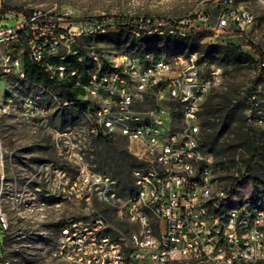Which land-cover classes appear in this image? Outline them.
I'll return each instance as SVG.
<instances>
[{"label":"built area","instance_id":"obj_1","mask_svg":"<svg viewBox=\"0 0 264 264\" xmlns=\"http://www.w3.org/2000/svg\"><path fill=\"white\" fill-rule=\"evenodd\" d=\"M229 2L215 31H245L252 17L230 10ZM4 8L0 0V21L8 22L0 26V77L14 83L0 100V117L18 114L34 121L48 115L41 105L12 96L26 84L52 93L51 87L29 82L26 59L39 64L55 87L81 89L78 100L88 104L82 128L51 130L57 152L77 170L71 176L63 168L41 165L39 172L50 170L51 190L76 202L90 201L96 190L121 200L112 191L115 182L95 174L85 160L81 147L88 137L122 136L137 161L133 194L126 209L118 210L137 230L126 237L98 214L63 227L56 255L68 264H264V206L240 202L218 177L213 155L202 147L200 116L206 96L224 84L221 68L204 71L198 54L179 58L178 70L167 60L147 64L123 51L104 58L85 42L109 33V19L75 22L68 8L55 15ZM53 98L62 109L74 108L73 100ZM150 101L155 103L152 111L139 109ZM4 153L0 141V165ZM3 182L1 173L0 224L5 231ZM0 264L11 263L0 257Z\"/></svg>","mask_w":264,"mask_h":264},{"label":"rangeland","instance_id":"obj_2","mask_svg":"<svg viewBox=\"0 0 264 264\" xmlns=\"http://www.w3.org/2000/svg\"><path fill=\"white\" fill-rule=\"evenodd\" d=\"M6 11L31 13L34 11L52 12L55 15L63 9H70L75 22L88 20H108L115 17L132 19H155L158 22L166 20L181 21L198 29L197 40L200 46L214 47L235 46L241 52L252 56L258 61L260 52L264 59V0H231L230 10H243L252 17V23L245 31L237 29L215 31L221 8L226 9L229 0H4ZM8 22L0 21V26ZM137 31H120L111 29L106 35L94 38L85 44L94 45L104 58L114 51H123L138 56L143 63H151L155 56L161 54L164 60L170 62L175 70L179 69V58L187 59L189 49L184 53L171 47L164 50L163 33L159 30L149 32L142 43L137 40ZM122 34L121 37L111 38ZM195 36V37H196ZM159 39H156V38ZM138 38V39H137ZM185 38V37H184ZM113 40V41H112ZM204 52L199 48L198 54ZM146 54V55H145ZM145 55V56H144ZM198 55V57H199ZM33 64V63H32ZM204 71L211 67L221 68L225 77L222 87L213 90L205 98L204 105L210 101L213 104L227 103L229 106H240L242 117L235 118L232 128L225 134L222 147L229 150L223 162L225 169L217 168L220 180L230 186L234 179L239 182L235 187V195L240 202H251L261 196L254 207L264 206V154L258 156L254 177L259 184L253 182L254 177L246 176L245 172L252 157V150L247 145L249 130L255 135L260 146H264V75L256 79L257 65H242L240 69L233 67L224 69L215 62L209 65L201 64ZM42 79H31L29 82L51 87V94L40 90L32 84H26L12 91L17 100H29L41 105L48 115L27 121L18 114L0 117V141L5 146L0 175L4 174L3 182V214L8 222V229L3 230L0 224V257H4L5 236L9 247L5 257L11 264H68L56 255L57 247L62 238V227L59 222L66 220L73 223H85L94 216L103 215L113 227L128 237L137 230V225L126 217H120L118 210H125L129 197L119 189V177L129 175L137 161L130 151V143L122 136L110 140L111 144L98 138L88 137L81 147L84 158L91 170L100 176L110 178L115 182L112 191L120 194L121 200L114 201L111 197L94 191L90 201H71L68 197L51 190L49 183L50 170L39 172L41 165L49 168H63L71 176H76L77 170L69 161L59 155L52 135V129L61 132L82 128L86 121L83 115L71 111L70 120L62 128L59 119L53 116L63 112L53 95L60 102L68 100V92L48 79L44 69L39 64H33ZM14 83L12 78L0 77V100H4L11 92ZM69 88H73L69 85ZM250 92L252 95H250ZM53 94V95H52ZM83 96V92L79 97ZM252 102H254L252 107ZM155 108L150 101L139 107L141 111L149 112ZM68 118V119H69ZM201 121V120H200ZM202 127V124H201ZM132 157H128L127 155ZM126 170V171H125ZM125 172V174H124ZM125 177V176H124ZM131 190V186L129 187ZM44 205V210L40 208ZM253 205V204H252ZM117 239V235H113Z\"/></svg>","mask_w":264,"mask_h":264},{"label":"trees","instance_id":"obj_3","mask_svg":"<svg viewBox=\"0 0 264 264\" xmlns=\"http://www.w3.org/2000/svg\"><path fill=\"white\" fill-rule=\"evenodd\" d=\"M222 11V8H221ZM108 23V28L113 29L117 28L120 31H137L140 34L138 42L142 43L147 38V34L149 32H154L156 30H159L161 33H163L165 45H164V51L169 52L171 47L176 48L177 51H182L184 53V50L189 49L188 58L193 54H198L199 48H202L204 52L199 55L198 58V64H202L203 62H207L209 65L218 62L221 67L224 69H227L228 67H233L235 70L240 69L242 65H248V64H255L257 65V74L256 79L261 78L264 75V59L262 58L263 55L259 53L260 57L258 58V61H255V59L252 56H249L247 54H244L240 51L238 47L235 46H228L226 48L224 47H214L209 45H202L198 43L197 40V31L198 29H193L191 25L189 24H181V21H170L166 20L163 22H158L155 19H132V18H124V17H115L110 18ZM180 32H185L186 36L181 37L179 35ZM122 34L119 35H113L111 38L121 37ZM196 36V37H195ZM156 39H159L158 37ZM113 41V40H112ZM146 55V54H145ZM144 55V56H145ZM163 58V55L159 54L154 57L153 61L157 62L160 61ZM29 59H26V70H27V76H29L31 79L40 80L42 78L41 74L37 73L36 70L33 68V63ZM65 90L68 92V100H73L74 102V108L71 109H63V112L57 113L53 116V120L59 119L62 123V128L65 127L70 120L69 113L73 110L76 115H82V113L86 112L88 104L86 102H83L81 100H78V96L81 92H83L81 89H73V88H65V86H62ZM250 95L252 93L250 92ZM254 102H252V107L254 108ZM179 110V109H178ZM243 112L240 109V106H229L227 103H218L213 104L210 101H208L203 108V111L201 113V124H202V147L205 152H208L213 155L215 159V163L217 168L222 167L225 169L226 163L223 162L222 158L226 157L227 152L222 147V140L225 136V134L232 128V125L235 121V118L242 117ZM179 114H175L174 118H177ZM69 118V119H68ZM100 141H103L105 143L111 144L110 140L107 138L99 137ZM247 145L252 150V157L249 161V164L247 166L245 175L254 177L255 173V166L258 163V156L260 153L264 154V146H260L255 138L254 133L252 130H249L248 132V138H247ZM128 157H132L130 154L127 155ZM126 171V170H125ZM125 174V172H124ZM125 176V177H124ZM123 177H119V189L122 194L128 193V197H130L133 194L134 191V185H133V179H132V169L129 175H124ZM239 182L238 178L234 179L233 183L230 185L232 190L235 191L236 184ZM253 182L257 186L259 184V180L257 177H254ZM131 186V190H129V187ZM119 197L120 194L118 195ZM260 195L256 198L252 199L253 206L257 205L260 199ZM264 197V195H263ZM72 224V222H68L66 220H62L59 222L60 227H65L67 225ZM4 257L7 252V248L9 247V240L5 236V242H4ZM6 259V258H5Z\"/></svg>","mask_w":264,"mask_h":264}]
</instances>
